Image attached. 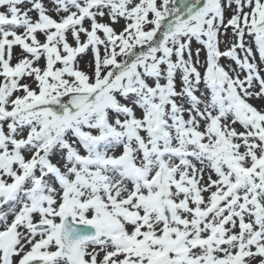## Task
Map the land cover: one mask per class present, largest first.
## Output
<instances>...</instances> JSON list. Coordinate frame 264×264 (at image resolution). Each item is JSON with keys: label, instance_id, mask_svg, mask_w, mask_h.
Returning <instances> with one entry per match:
<instances>
[{"label": "snow or ice", "instance_id": "obj_1", "mask_svg": "<svg viewBox=\"0 0 264 264\" xmlns=\"http://www.w3.org/2000/svg\"><path fill=\"white\" fill-rule=\"evenodd\" d=\"M0 264H264V0H0Z\"/></svg>", "mask_w": 264, "mask_h": 264}, {"label": "rangeland", "instance_id": "obj_2", "mask_svg": "<svg viewBox=\"0 0 264 264\" xmlns=\"http://www.w3.org/2000/svg\"><path fill=\"white\" fill-rule=\"evenodd\" d=\"M254 103H257V104H259V103H260V101H254Z\"/></svg>", "mask_w": 264, "mask_h": 264}]
</instances>
